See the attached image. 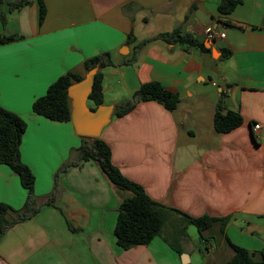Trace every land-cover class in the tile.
Here are the masks:
<instances>
[{"label": "crops", "instance_id": "0c3cea01", "mask_svg": "<svg viewBox=\"0 0 264 264\" xmlns=\"http://www.w3.org/2000/svg\"><path fill=\"white\" fill-rule=\"evenodd\" d=\"M41 1L42 22L39 0H0V38H13L0 43V107L26 121L20 160L35 177L25 214L29 193L0 164V203L13 209L0 238V264H199L193 225L182 214L217 219L204 239L199 236L207 251L202 264H225L235 254L231 244L259 260L264 0H243L227 15L214 0ZM212 26L225 38L208 42L204 31ZM176 30L204 41L208 51L168 38ZM106 53L112 65L102 70V105L115 109L133 101L149 82L180 97L173 112L157 101L138 102L129 114L113 115L101 133L123 175L175 211L166 212L149 245L128 250L117 245L115 227L130 193L113 185L98 163L80 160L85 137L72 122L32 110L59 77L73 72L85 78V62ZM219 101L241 114L240 127L215 131Z\"/></svg>", "mask_w": 264, "mask_h": 264}, {"label": "trees", "instance_id": "16d2710c", "mask_svg": "<svg viewBox=\"0 0 264 264\" xmlns=\"http://www.w3.org/2000/svg\"><path fill=\"white\" fill-rule=\"evenodd\" d=\"M242 2L243 0H220L218 12L220 15L230 14ZM23 3L24 1H21L19 5ZM39 5L40 22H42L45 18L46 10L41 0H39ZM193 9L194 6H192ZM168 36V38L177 39L181 44L195 46L202 51H208L204 41H199L191 35L181 36L179 30ZM11 40H13L12 37L0 38V43ZM111 65L112 61L107 53L95 56L85 62L87 72L97 68L93 91L89 97V103L93 110L103 104L102 70ZM83 79V76L73 72L59 77L48 87L43 96L33 102V112L55 122H71V100L68 97V87ZM143 101H157L163 104L168 111L173 112L180 103V97L158 82H149L139 88L134 94L133 101L116 106L114 115L123 117L129 114L138 102ZM242 124L243 118L239 112L226 111L223 102H218L214 116L216 132L227 133ZM26 128L27 124L23 117L0 107V164L9 166L19 176L23 188L29 193L28 203L24 209L25 214L30 212V207L33 205V185L35 183L33 173L20 160L19 148ZM79 152L81 161L92 160L98 163L113 185L130 193V196L126 197L120 205L115 227L117 245L125 250L135 246L149 245L160 234L165 222L166 212L174 210L154 201L140 184L125 177L120 169L113 164L111 148L103 139L91 138V141H89L86 137L83 138ZM11 211L13 209L9 205L0 203V238L12 224L8 220V215ZM182 215L189 224L196 227L201 239L205 238V232L217 221V219L209 216L193 218L185 214ZM222 222L224 223L225 220ZM231 245L235 254L225 264H264V255H261L259 260H255L254 254L247 249Z\"/></svg>", "mask_w": 264, "mask_h": 264}, {"label": "water", "instance_id": "95a60500", "mask_svg": "<svg viewBox=\"0 0 264 264\" xmlns=\"http://www.w3.org/2000/svg\"><path fill=\"white\" fill-rule=\"evenodd\" d=\"M128 50V46H125ZM97 68L90 70L85 78L68 87V97L71 100V122L75 132L82 137L97 139L107 127L114 115V107L100 105L92 109L89 103L93 91ZM187 251V250H185Z\"/></svg>", "mask_w": 264, "mask_h": 264}, {"label": "rangeland", "instance_id": "374dc122", "mask_svg": "<svg viewBox=\"0 0 264 264\" xmlns=\"http://www.w3.org/2000/svg\"><path fill=\"white\" fill-rule=\"evenodd\" d=\"M214 1L216 3H219L220 0H214ZM212 5H213V3H212ZM89 141H91V140H89ZM190 227H191L192 231H194L192 240H194V243L198 244V250L197 249L195 250V253L196 254H194V255L196 256L197 253H198V255H199L198 256V262H199V264H202L203 263V260H205V258H206L204 256H206L207 251L204 248V246L201 244V241L199 239V235H198V232H197L196 228L194 226H190Z\"/></svg>", "mask_w": 264, "mask_h": 264}, {"label": "built area", "instance_id": "2783aa9c", "mask_svg": "<svg viewBox=\"0 0 264 264\" xmlns=\"http://www.w3.org/2000/svg\"><path fill=\"white\" fill-rule=\"evenodd\" d=\"M204 37L208 42H213L217 39H224L225 38V34L220 31L219 29H217L216 27H208L205 29L204 31ZM254 128L256 130L260 129L259 125H255Z\"/></svg>", "mask_w": 264, "mask_h": 264}]
</instances>
